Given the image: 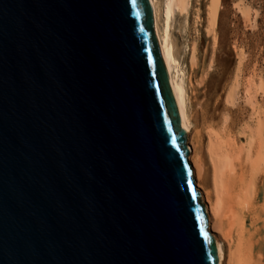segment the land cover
Returning <instances> with one entry per match:
<instances>
[{
    "label": "water",
    "instance_id": "1",
    "mask_svg": "<svg viewBox=\"0 0 264 264\" xmlns=\"http://www.w3.org/2000/svg\"><path fill=\"white\" fill-rule=\"evenodd\" d=\"M149 0H0V264H221Z\"/></svg>",
    "mask_w": 264,
    "mask_h": 264
},
{
    "label": "bare ground",
    "instance_id": "2",
    "mask_svg": "<svg viewBox=\"0 0 264 264\" xmlns=\"http://www.w3.org/2000/svg\"><path fill=\"white\" fill-rule=\"evenodd\" d=\"M149 1L162 58L188 128L194 184L205 205L208 230L223 248L221 264H264V119L252 81L242 87L235 75L216 97L204 91L197 101L191 79L197 49L194 44L189 48L190 71H186L181 65L186 46L179 47L171 31L175 14L185 19L191 0ZM218 10L219 0H210L208 32L217 24ZM211 63L213 55L209 67ZM259 81L264 88V79ZM242 98L251 104L255 119L247 120L238 134L235 128Z\"/></svg>",
    "mask_w": 264,
    "mask_h": 264
},
{
    "label": "rangeland",
    "instance_id": "3",
    "mask_svg": "<svg viewBox=\"0 0 264 264\" xmlns=\"http://www.w3.org/2000/svg\"><path fill=\"white\" fill-rule=\"evenodd\" d=\"M209 2L191 0L186 18L175 14L171 28L175 43L186 46V55L182 54L181 58L186 71H190L189 48L194 44L197 49V64L191 78L197 101L204 91L214 92L216 97L223 85L237 75L242 87L252 81L254 99L264 119V88L259 81L264 79V0H219L217 24L210 32ZM212 55L213 63L209 67ZM240 104L237 133L247 120L255 119L251 104L243 98Z\"/></svg>",
    "mask_w": 264,
    "mask_h": 264
}]
</instances>
